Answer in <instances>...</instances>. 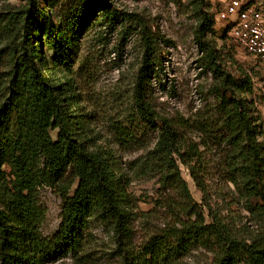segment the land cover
<instances>
[{"label":"trees","instance_id":"1","mask_svg":"<svg viewBox=\"0 0 264 264\" xmlns=\"http://www.w3.org/2000/svg\"><path fill=\"white\" fill-rule=\"evenodd\" d=\"M103 10L112 12L109 0L65 1L57 21L49 0H24L0 11V264H54L68 254L74 264H83L85 231L93 220L112 227L121 264H180L198 247L213 253L212 264H264V152L260 124L244 95L253 89L252 77L234 74L223 65L217 43L209 37L215 20L203 0L195 39L202 52L201 66L215 79L212 92L224 130L217 137L230 146L225 159L230 181L263 228L252 239L241 238L219 217L209 221L194 203L180 163L205 192L197 169L202 151L184 131L200 124L184 116L173 119L150 100L154 80L162 82L161 63L155 34L144 30V59L134 83L135 109L126 117L127 124L118 121L114 130L130 149L146 146L133 130L135 121L161 124L157 142L141 167L160 173L164 185L172 182L183 190L186 217L141 248L133 245L126 177L117 173L106 151L83 139L82 120L54 72L70 69L74 47ZM211 125L208 121L201 127ZM42 187L52 188L63 200L61 224L52 237L41 232L46 217L40 203Z\"/></svg>","mask_w":264,"mask_h":264},{"label":"rangeland","instance_id":"2","mask_svg":"<svg viewBox=\"0 0 264 264\" xmlns=\"http://www.w3.org/2000/svg\"><path fill=\"white\" fill-rule=\"evenodd\" d=\"M54 19H59L62 4L68 0H49ZM202 0H109L112 12L103 10L74 47L70 69L55 68L56 80L66 86L69 104L80 120L83 139L93 148L107 152L118 174H124L132 213V242L141 248L155 234L174 226L185 215V194L172 182L164 185L157 171H144L147 151L159 137L160 123L149 125L135 121L133 130L145 147L127 149L114 130L116 122L127 124L134 112V83L144 59L143 31L155 34L161 63L162 82L154 80L149 98L159 111L173 119L184 116L200 125L185 129L188 139L200 146L203 160L198 171L205 192L180 163L194 203H198L208 220L219 217L235 235L252 239L263 222L250 213L241 190L230 181L225 159L229 144L218 139L223 128L217 119L218 101L212 92L215 79L201 66L202 52L195 39ZM215 20L209 32L218 46L223 65L234 74L248 73L253 89L244 92L249 109L260 126L264 152V70L261 61L250 53L232 33L231 19H219V0H203ZM24 0H0V11L8 4ZM264 11V0H252ZM167 40V42L164 41ZM51 54V53H49ZM84 118V119H83ZM211 121L208 129L201 124ZM40 203L46 209L41 232L52 237L61 224L63 200L49 187L40 189ZM83 264H121L119 243L110 224L93 220L85 231ZM214 255L206 248H193L180 264H212ZM71 254L54 264H74Z\"/></svg>","mask_w":264,"mask_h":264},{"label":"built area","instance_id":"3","mask_svg":"<svg viewBox=\"0 0 264 264\" xmlns=\"http://www.w3.org/2000/svg\"><path fill=\"white\" fill-rule=\"evenodd\" d=\"M219 19H231L233 36L258 58L264 70V11L248 0H221Z\"/></svg>","mask_w":264,"mask_h":264},{"label":"crops","instance_id":"4","mask_svg":"<svg viewBox=\"0 0 264 264\" xmlns=\"http://www.w3.org/2000/svg\"><path fill=\"white\" fill-rule=\"evenodd\" d=\"M248 1H250L251 3H253L252 0H248ZM220 2H221V0H219V3H220Z\"/></svg>","mask_w":264,"mask_h":264}]
</instances>
